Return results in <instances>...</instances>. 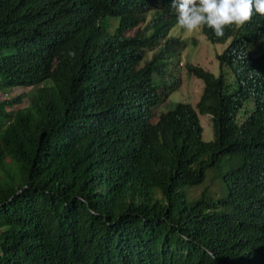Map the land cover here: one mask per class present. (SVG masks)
Segmentation results:
<instances>
[{
	"label": "trees",
	"instance_id": "16d2710c",
	"mask_svg": "<svg viewBox=\"0 0 264 264\" xmlns=\"http://www.w3.org/2000/svg\"><path fill=\"white\" fill-rule=\"evenodd\" d=\"M175 24L172 0H0V264H264V16L200 30L232 82L187 63L197 101L151 121Z\"/></svg>",
	"mask_w": 264,
	"mask_h": 264
},
{
	"label": "rangeland",
	"instance_id": "374dc122",
	"mask_svg": "<svg viewBox=\"0 0 264 264\" xmlns=\"http://www.w3.org/2000/svg\"><path fill=\"white\" fill-rule=\"evenodd\" d=\"M132 32V30L127 31L125 32V35H130L132 34ZM169 34L182 38V41L184 40V45L180 52L179 62L176 64L175 71L173 72V78L178 81V85L177 88L159 104V107L152 108L151 120L152 116L154 117L160 111L171 108L177 101L187 102L191 105H193L197 101L202 89V81L193 75H188L183 68V63L184 65L187 63L198 65L203 69L209 71L213 75H217L218 73L222 72L225 81L229 83H231L233 80L232 74L229 71H226V68L224 66L220 67L216 58V55L223 50L229 39H226L222 42L210 43L201 34L200 29H197L195 32L190 34H186L183 30H181L180 34L177 35L175 28L172 27L169 31ZM149 56L150 52H147L145 54V58H149ZM21 92H24V94L26 93L20 103L24 105L28 102L29 97L32 94V89L25 87H15L10 90V95H16ZM8 109L11 110L12 108L9 107ZM198 118L202 127V139L205 141L212 139V132L208 115H198ZM210 174L211 171H206L204 180L196 185L198 186L203 184ZM189 187L190 188L188 189V191H190L192 195L194 194V192H197V190L200 189L199 187L195 190V186ZM211 187L212 190L218 193V190L214 189L215 187Z\"/></svg>",
	"mask_w": 264,
	"mask_h": 264
},
{
	"label": "clouds",
	"instance_id": "9594fccd",
	"mask_svg": "<svg viewBox=\"0 0 264 264\" xmlns=\"http://www.w3.org/2000/svg\"><path fill=\"white\" fill-rule=\"evenodd\" d=\"M172 7L176 12V24L174 28L177 35L180 34L181 30H183L186 34H190L195 32L197 29L203 30L206 27L211 29L217 37H221L224 35V30L227 27L235 26L237 29H239L246 23H250L254 15L259 14L261 16H264V0H172ZM109 24L110 27L113 28L116 25V18H111ZM180 41H182V38H180ZM182 44L184 45V40L182 41ZM182 48L183 46L181 47V49ZM69 55H74V53L70 52ZM36 56L47 58L53 56V54L49 50L42 49ZM178 56L179 57L176 60V63L179 62L180 53ZM183 66L185 70L184 63ZM168 79L169 78H167V80ZM40 85L41 83L37 85L16 87H25L32 89V94L29 97L30 99L35 89ZM11 89L12 88H10V90ZM21 93L23 94V99L26 93ZM12 96L10 95L9 91L4 97L10 98ZM165 99H163L162 101H164ZM159 106L160 105H157V107ZM158 114H156L154 117L152 116L151 120L150 112V120L154 121Z\"/></svg>",
	"mask_w": 264,
	"mask_h": 264
}]
</instances>
